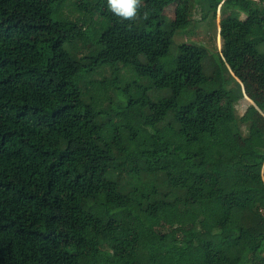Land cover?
Instances as JSON below:
<instances>
[{"label": "trees", "instance_id": "obj_1", "mask_svg": "<svg viewBox=\"0 0 264 264\" xmlns=\"http://www.w3.org/2000/svg\"><path fill=\"white\" fill-rule=\"evenodd\" d=\"M174 1L121 21L107 0H0V264H264V144L239 140L258 109L238 116L233 75L256 60L264 92V0L204 1L211 59L172 53L194 15Z\"/></svg>", "mask_w": 264, "mask_h": 264}, {"label": "rangeland", "instance_id": "obj_2", "mask_svg": "<svg viewBox=\"0 0 264 264\" xmlns=\"http://www.w3.org/2000/svg\"><path fill=\"white\" fill-rule=\"evenodd\" d=\"M204 1L205 0H175L165 8L164 13L170 19L176 17V10L182 6L187 8L191 7L194 10L193 23L190 27L178 31L174 36L172 53L176 54L178 46L183 43L197 44L204 47L208 51L210 59L217 52H223V42L220 36L222 19L220 7L216 17L212 14H208L204 18L202 10V4ZM235 13L240 19H245L247 16L244 12ZM82 39L88 46L91 45L84 36H82ZM210 59L207 61L209 67ZM132 63L135 69L140 68V62L138 59H134ZM256 63V60L249 59L239 70L235 72L233 71V75L240 83L243 91V99H241L236 105L238 116H242L250 105H254L258 109V113L253 119L255 121V126L250 127L248 124H241L238 127V137L241 142L257 141L264 144V92L257 76ZM135 69L134 72L136 73ZM123 72L125 73L126 71L123 70ZM128 75H133V70H131V73L128 72ZM152 77L157 83H159V74L156 71L152 72ZM198 81V77H187L188 86L191 88H194ZM152 94V96H155L157 95V92L153 91ZM89 158V155H84L82 157L83 160Z\"/></svg>", "mask_w": 264, "mask_h": 264}, {"label": "clouds", "instance_id": "obj_3", "mask_svg": "<svg viewBox=\"0 0 264 264\" xmlns=\"http://www.w3.org/2000/svg\"><path fill=\"white\" fill-rule=\"evenodd\" d=\"M140 0H107L109 11L121 21L135 20L139 14ZM147 19V13L144 14Z\"/></svg>", "mask_w": 264, "mask_h": 264}, {"label": "water", "instance_id": "obj_4", "mask_svg": "<svg viewBox=\"0 0 264 264\" xmlns=\"http://www.w3.org/2000/svg\"><path fill=\"white\" fill-rule=\"evenodd\" d=\"M221 31V30H220Z\"/></svg>", "mask_w": 264, "mask_h": 264}]
</instances>
